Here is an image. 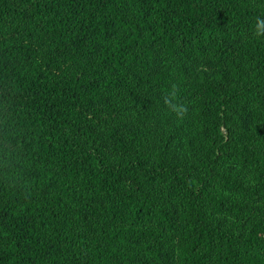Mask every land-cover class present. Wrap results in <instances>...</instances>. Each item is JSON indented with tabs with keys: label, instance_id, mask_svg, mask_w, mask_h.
I'll return each mask as SVG.
<instances>
[{
	"label": "trees",
	"instance_id": "1",
	"mask_svg": "<svg viewBox=\"0 0 264 264\" xmlns=\"http://www.w3.org/2000/svg\"><path fill=\"white\" fill-rule=\"evenodd\" d=\"M260 21L264 0H0V264H264Z\"/></svg>",
	"mask_w": 264,
	"mask_h": 264
},
{
	"label": "rangeland",
	"instance_id": "2",
	"mask_svg": "<svg viewBox=\"0 0 264 264\" xmlns=\"http://www.w3.org/2000/svg\"><path fill=\"white\" fill-rule=\"evenodd\" d=\"M213 74H214V71L210 67L204 65V66L199 67L195 70V72L193 74V78L195 80H202V79L207 80Z\"/></svg>",
	"mask_w": 264,
	"mask_h": 264
},
{
	"label": "clouds",
	"instance_id": "3",
	"mask_svg": "<svg viewBox=\"0 0 264 264\" xmlns=\"http://www.w3.org/2000/svg\"><path fill=\"white\" fill-rule=\"evenodd\" d=\"M261 24H264V21H260V22H259V24H258V26H257L258 29H259V27H260ZM257 35H264V33H261V32H259V31H257ZM166 102L169 104V106L172 108V110H173V111H177L178 114L182 113V112L185 110V109H183L182 107L177 108V106L173 105V104L171 103L170 100H168V101H166Z\"/></svg>",
	"mask_w": 264,
	"mask_h": 264
}]
</instances>
